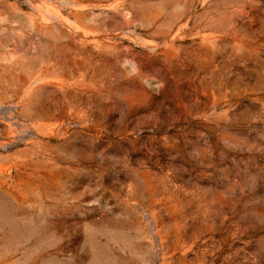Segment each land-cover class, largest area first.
I'll list each match as a JSON object with an SVG mask.
<instances>
[{
  "label": "rangeland",
  "instance_id": "rangeland-1",
  "mask_svg": "<svg viewBox=\"0 0 264 264\" xmlns=\"http://www.w3.org/2000/svg\"><path fill=\"white\" fill-rule=\"evenodd\" d=\"M0 264H264V0H0Z\"/></svg>",
  "mask_w": 264,
  "mask_h": 264
}]
</instances>
